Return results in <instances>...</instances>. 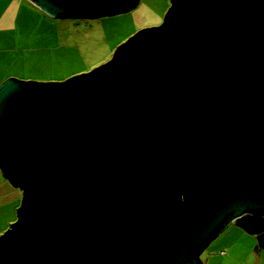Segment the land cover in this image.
Listing matches in <instances>:
<instances>
[{
	"label": "water",
	"instance_id": "95a60500",
	"mask_svg": "<svg viewBox=\"0 0 264 264\" xmlns=\"http://www.w3.org/2000/svg\"><path fill=\"white\" fill-rule=\"evenodd\" d=\"M96 19L138 0H26ZM21 190L0 264H202L232 224L264 245V0H169L105 63L0 83Z\"/></svg>",
	"mask_w": 264,
	"mask_h": 264
},
{
	"label": "rangeland",
	"instance_id": "374dc122",
	"mask_svg": "<svg viewBox=\"0 0 264 264\" xmlns=\"http://www.w3.org/2000/svg\"><path fill=\"white\" fill-rule=\"evenodd\" d=\"M168 6L169 0H138L126 12L96 19L47 17L36 26L32 40L27 37L21 41L18 35L16 43L12 41L11 53L8 50L6 57L12 54L14 65L0 72L36 81L63 80L87 72L109 60L115 47L138 29L159 25ZM6 46L3 39L0 49L6 52ZM10 210L0 216V235L15 220L16 208L12 205ZM255 245V236L229 224L199 257L205 264H254V259L264 264V249H257V256L250 253Z\"/></svg>",
	"mask_w": 264,
	"mask_h": 264
},
{
	"label": "crops",
	"instance_id": "0c3cea01",
	"mask_svg": "<svg viewBox=\"0 0 264 264\" xmlns=\"http://www.w3.org/2000/svg\"><path fill=\"white\" fill-rule=\"evenodd\" d=\"M47 17L48 16L42 14L26 0H0V46L3 39L4 44L7 45L5 50L6 52L0 49V70L5 66H10V64L14 65V60H12L14 59V57L12 56V54H9L10 58L6 57V54H8L10 51L12 41L16 43L18 35L19 38L22 39L21 41H25V38L27 37L32 40L36 26L39 23H42L44 19H47ZM29 35L31 37H29ZM2 71L0 72V83L7 77H10L9 75H6L4 71ZM17 77L18 76L16 75L14 76V78ZM18 78L24 80L30 79V77L26 76ZM21 197V190L19 188L13 187L3 177L0 171V216L5 211L7 213L12 212V210H10L12 205L14 206V208H16L18 204L20 205ZM257 249H264V245L263 247H260L258 243V245H255V247L251 249L250 253H253V256H257L259 253L257 252ZM220 255H225V253ZM198 258L201 260L199 256ZM258 261L261 260L254 259V264H259L257 263ZM203 262L201 260V263L205 264Z\"/></svg>",
	"mask_w": 264,
	"mask_h": 264
},
{
	"label": "built area",
	"instance_id": "2783aa9c",
	"mask_svg": "<svg viewBox=\"0 0 264 264\" xmlns=\"http://www.w3.org/2000/svg\"><path fill=\"white\" fill-rule=\"evenodd\" d=\"M221 254V253H220Z\"/></svg>",
	"mask_w": 264,
	"mask_h": 264
}]
</instances>
